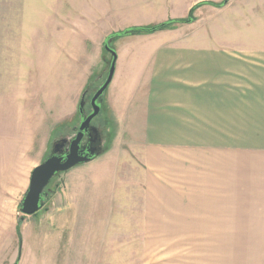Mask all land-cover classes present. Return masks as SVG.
<instances>
[{
	"label": "crops",
	"instance_id": "crops-1",
	"mask_svg": "<svg viewBox=\"0 0 264 264\" xmlns=\"http://www.w3.org/2000/svg\"><path fill=\"white\" fill-rule=\"evenodd\" d=\"M64 2L98 4L82 7L93 13L81 17L86 26L69 28L105 34V40L159 22H124L128 10L162 22L184 18L194 7V20L186 23V40L117 49L104 94L113 123L108 129L120 133L66 174L60 203L43 224L45 245L58 252L67 229L65 249L76 252L85 207L105 213L89 221L98 218L94 227L105 229L107 252H100L108 264L120 253L130 260L132 233H124L117 253L116 230L132 228L140 230L141 264L160 259L148 257V246L166 243L174 247L172 264H264V0ZM133 36L139 35L116 40Z\"/></svg>",
	"mask_w": 264,
	"mask_h": 264
},
{
	"label": "rangeland",
	"instance_id": "rangeland-1",
	"mask_svg": "<svg viewBox=\"0 0 264 264\" xmlns=\"http://www.w3.org/2000/svg\"><path fill=\"white\" fill-rule=\"evenodd\" d=\"M96 5L64 0H0V264H108L106 254L100 252L101 249L107 252V245H101L105 229L94 227L98 218L94 224L89 221L92 216H103L105 213L101 210L93 214L92 209L84 207L85 211L79 212L77 238L80 247L76 252L65 249V242L69 240L66 234H70L67 229H63L58 252L49 250V243L45 245L43 224L60 203V187L74 167L53 178L52 191L34 215H24L20 210L31 171L47 158L56 138L74 136L81 96L86 91L84 111L88 114L90 98L107 76L111 55L103 48L106 35L77 34L75 29L69 28L84 22L86 26L89 20L81 17L93 13L82 7ZM115 5L119 8L123 4ZM127 12L130 17L124 22L161 23L159 19L151 18L153 13L150 12L141 18L134 11ZM164 14L165 10L155 15L159 18ZM187 34L186 23L176 24L152 35L121 38L109 46L117 52L122 43L183 41ZM99 104L100 113L92 124L100 133L101 153L110 147L120 132L108 129L113 123L105 94ZM36 222L41 223L40 228ZM127 231L133 238L128 246L130 260L120 259V253L110 262L112 264H141V247L135 244L140 241L137 228L116 230L117 253L122 252L119 243L125 239ZM165 237V241H171L170 235ZM148 248V257H160L149 259L148 264H172L174 247L170 243ZM174 250L184 251L183 246H176Z\"/></svg>",
	"mask_w": 264,
	"mask_h": 264
},
{
	"label": "water",
	"instance_id": "water-1",
	"mask_svg": "<svg viewBox=\"0 0 264 264\" xmlns=\"http://www.w3.org/2000/svg\"><path fill=\"white\" fill-rule=\"evenodd\" d=\"M110 43L111 39L108 37L103 44L104 50L110 53L111 60L105 80L90 98L91 111L87 115L82 113V108L84 106L83 94L78 104L81 119L79 125L77 126L76 135L69 142L66 153H64V155H59L56 149L57 143H55L52 155L45 158L31 171L29 186L21 201L20 207V210L24 215H32L39 211V209L43 206L44 199L49 195L45 193V188L55 175L60 173L65 174L76 165L89 162L99 154V152L94 153L89 150L84 152V150H80L79 148L80 142L83 139L84 134L88 133L89 128L91 133L97 132L95 126H90L92 123L91 121L100 113L99 100L111 82L115 69L116 52L109 46ZM65 141L66 140H62V142Z\"/></svg>",
	"mask_w": 264,
	"mask_h": 264
},
{
	"label": "flooded vegetation",
	"instance_id": "flooded-vegetation-1",
	"mask_svg": "<svg viewBox=\"0 0 264 264\" xmlns=\"http://www.w3.org/2000/svg\"><path fill=\"white\" fill-rule=\"evenodd\" d=\"M84 101H85V99H84ZM90 111H91V107H90ZM90 111H89V113H90ZM77 113H78V117H79V121H78V125H79V122H80V119H81L80 115H79V110H77ZM82 113L84 115H87V114H85L84 106L82 108ZM77 126L73 127L74 136L76 135V132H77ZM90 126H95V125H93L91 123ZM96 129H97V127H96ZM88 133H89V135H88ZM88 133L84 134V137H83V139L80 142V148L79 149L80 150L81 149L84 150V152L86 150L93 151L94 153L99 152L100 151V147H101V137H100V133H99L98 129H97L96 133H91L90 128H89ZM74 136L71 137V136H66L65 135V136H60L59 138H56L51 144L50 153L48 154V156L52 155V153H53L52 151L54 150V144L55 143H57V148H56L57 149V153L59 155H64V153H66V151H67L69 142L73 139ZM62 140H66V141L62 142ZM60 174H62V173H60ZM57 176H59V174L55 175L53 178H56ZM53 178L51 179V181L49 182V184L45 188V193L46 194H50V192L52 191V188H50V186L53 183V181H52Z\"/></svg>",
	"mask_w": 264,
	"mask_h": 264
},
{
	"label": "trees",
	"instance_id": "trees-1",
	"mask_svg": "<svg viewBox=\"0 0 264 264\" xmlns=\"http://www.w3.org/2000/svg\"><path fill=\"white\" fill-rule=\"evenodd\" d=\"M226 1L227 0H224V2H221V3H225ZM207 4L216 5V6L220 5V3L216 4V3H209V2ZM199 5H202V4H198L197 6ZM193 11H194V7L190 9L189 14L184 18H174V19L166 20L161 23L146 25V26H131L121 31L115 32L114 34H111L109 38L111 39V42H113L119 37L124 36V35L151 34L157 31L168 30V29L173 28L176 24L188 23V22L193 21L194 20V16L192 14ZM85 97H86V91H84V99Z\"/></svg>",
	"mask_w": 264,
	"mask_h": 264
}]
</instances>
